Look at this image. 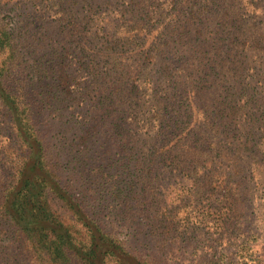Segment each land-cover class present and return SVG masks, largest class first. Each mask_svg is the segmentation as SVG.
<instances>
[{"label": "trees", "instance_id": "1", "mask_svg": "<svg viewBox=\"0 0 264 264\" xmlns=\"http://www.w3.org/2000/svg\"><path fill=\"white\" fill-rule=\"evenodd\" d=\"M263 242L264 0H0V264H264Z\"/></svg>", "mask_w": 264, "mask_h": 264}, {"label": "rangeland", "instance_id": "2", "mask_svg": "<svg viewBox=\"0 0 264 264\" xmlns=\"http://www.w3.org/2000/svg\"><path fill=\"white\" fill-rule=\"evenodd\" d=\"M5 19H6V21H8L9 17L6 16ZM36 87H37L38 93L41 92V94H43L48 88L52 87L53 90L51 91V93H53V95L55 96V100H52L50 102L52 104H54V105L57 104L56 98H58L59 96H61V93H60L59 90L56 89L57 87L51 85L49 77L43 76L38 82H36ZM39 97H40V95H39ZM42 101H46V100L45 99H42ZM51 123L53 125L51 127V129H55L57 127V125L59 124V122L56 119H54V122H51ZM80 133H81V131H80ZM76 135L78 136L79 134H76ZM92 139H94V137H92ZM50 140H51V142H56L57 141V139H55L54 136L50 137ZM96 144H98L97 141L96 142L93 141V144L92 145H94V148L90 149L89 156H91V162H94V165H101V170L104 171L105 168H106V164H105V154L103 153V149L104 148H100L99 146H96ZM100 144H104L105 145V143H102V142L99 141V145ZM58 145H60V144L58 143ZM95 149H97V151H95ZM62 158H67L66 155H63V151L61 152V155L59 157V160L62 161L63 160ZM71 164H72V162H70L69 166H71ZM170 190H171V188L166 189L165 194L167 195L169 192H171ZM169 197H171V194H170ZM114 233H116L121 239L127 240L128 245H126V243H125V245H126V247L128 249H130L132 251H138V252H140V255L142 257H145V256L148 255L149 248L142 247L138 242H136V238L137 237L131 236V234L129 233V231L127 229H125V227H122V226L116 227L115 230H114ZM259 246H260L259 254L264 259V242L262 244H260ZM177 254H179V252H176V255ZM185 254H187V252H185L183 254V256ZM176 258H178V257H176ZM184 259H185V261H187L186 258H184ZM179 260H180V263H176V264H186V262H184L182 260V258H180Z\"/></svg>", "mask_w": 264, "mask_h": 264}]
</instances>
